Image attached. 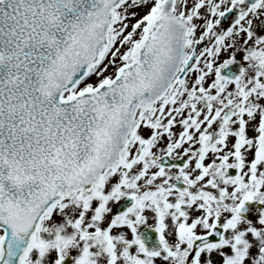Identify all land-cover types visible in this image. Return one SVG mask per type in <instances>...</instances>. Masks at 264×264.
Instances as JSON below:
<instances>
[{
    "label": "snow or ice",
    "instance_id": "obj_1",
    "mask_svg": "<svg viewBox=\"0 0 264 264\" xmlns=\"http://www.w3.org/2000/svg\"><path fill=\"white\" fill-rule=\"evenodd\" d=\"M0 264H264V0H0Z\"/></svg>",
    "mask_w": 264,
    "mask_h": 264
}]
</instances>
